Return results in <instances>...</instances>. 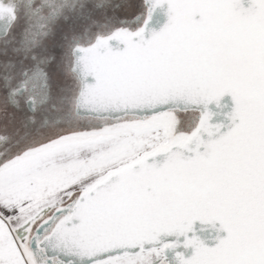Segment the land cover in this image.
I'll return each mask as SVG.
<instances>
[{
	"label": "snow or ice",
	"instance_id": "1",
	"mask_svg": "<svg viewBox=\"0 0 264 264\" xmlns=\"http://www.w3.org/2000/svg\"><path fill=\"white\" fill-rule=\"evenodd\" d=\"M0 264H264V0H0Z\"/></svg>",
	"mask_w": 264,
	"mask_h": 264
},
{
	"label": "water",
	"instance_id": "2",
	"mask_svg": "<svg viewBox=\"0 0 264 264\" xmlns=\"http://www.w3.org/2000/svg\"><path fill=\"white\" fill-rule=\"evenodd\" d=\"M166 22V16L163 14V12H160L158 13L154 19H153V22H152V26L156 29V30H159V28L163 25V23ZM221 105H224L225 107H223L222 109L220 110H217L215 105H212L210 106L212 108L213 111H221L223 113H227L231 110V107H232V101H231V98L226 96L222 99L221 101ZM224 120V116L223 115H218L216 117H214V122H220V121H223ZM199 227V226H198ZM214 234V233H213ZM201 235V238L202 239H205V241L207 243H212L213 241L209 240L208 239V236H209V233L208 232H203V233H200ZM222 235V233H221ZM191 254V250H187L186 252V255H190Z\"/></svg>",
	"mask_w": 264,
	"mask_h": 264
}]
</instances>
